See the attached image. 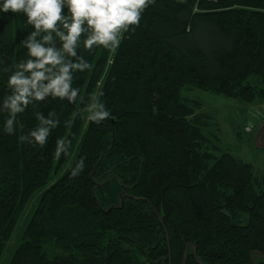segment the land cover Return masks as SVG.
Segmentation results:
<instances>
[{
    "label": "trees",
    "instance_id": "16d2710c",
    "mask_svg": "<svg viewBox=\"0 0 264 264\" xmlns=\"http://www.w3.org/2000/svg\"><path fill=\"white\" fill-rule=\"evenodd\" d=\"M28 31L0 17V96ZM83 54L93 70L74 86L103 90L114 119L50 101L0 132V264L12 242L9 264H264V175L222 152L215 115L187 95L264 105V0H155L114 56ZM34 111L61 121L43 149L18 139ZM57 137L72 138L67 157Z\"/></svg>",
    "mask_w": 264,
    "mask_h": 264
},
{
    "label": "clouds",
    "instance_id": "9594fccd",
    "mask_svg": "<svg viewBox=\"0 0 264 264\" xmlns=\"http://www.w3.org/2000/svg\"><path fill=\"white\" fill-rule=\"evenodd\" d=\"M154 3L155 0H0V17L12 14L31 26V31L19 41L26 55L5 69L0 132L16 134L23 128L21 117L30 107L37 108L50 101L75 105L79 100L85 105L90 124L101 125L114 119L102 99L103 90L98 89L85 99L81 97V88L74 86L79 76L93 70L83 53L102 49L114 56L126 35L141 27L145 10ZM112 62L109 58L108 63ZM33 117L35 126L18 139L43 149L61 121L54 111H34ZM71 145V137H57L53 157H67ZM85 160L82 156L74 163L69 170L70 178L85 171Z\"/></svg>",
    "mask_w": 264,
    "mask_h": 264
},
{
    "label": "rangeland",
    "instance_id": "374dc122",
    "mask_svg": "<svg viewBox=\"0 0 264 264\" xmlns=\"http://www.w3.org/2000/svg\"><path fill=\"white\" fill-rule=\"evenodd\" d=\"M187 95L200 100L205 111L215 115L222 152L237 156L251 164L258 175H264V105L246 106L201 91H193ZM29 212L30 210L27 214ZM25 220L26 217L21 221L18 232ZM13 244L14 242L7 247L1 264H9Z\"/></svg>",
    "mask_w": 264,
    "mask_h": 264
},
{
    "label": "built area",
    "instance_id": "2783aa9c",
    "mask_svg": "<svg viewBox=\"0 0 264 264\" xmlns=\"http://www.w3.org/2000/svg\"><path fill=\"white\" fill-rule=\"evenodd\" d=\"M175 1L184 2L185 0H175ZM207 1H213V0H207Z\"/></svg>",
    "mask_w": 264,
    "mask_h": 264
},
{
    "label": "bare ground",
    "instance_id": "6f19581e",
    "mask_svg": "<svg viewBox=\"0 0 264 264\" xmlns=\"http://www.w3.org/2000/svg\"><path fill=\"white\" fill-rule=\"evenodd\" d=\"M187 0H185L184 2H186Z\"/></svg>",
    "mask_w": 264,
    "mask_h": 264
}]
</instances>
